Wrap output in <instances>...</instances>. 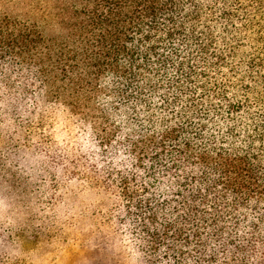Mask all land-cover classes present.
Here are the masks:
<instances>
[{"label": "trees", "instance_id": "obj_1", "mask_svg": "<svg viewBox=\"0 0 264 264\" xmlns=\"http://www.w3.org/2000/svg\"><path fill=\"white\" fill-rule=\"evenodd\" d=\"M80 2L73 47L70 39L66 46L46 43L27 27L17 34L24 48L36 47L43 79L61 78L64 90L87 88L90 99L102 87L123 102L132 98L140 123L142 115L154 123L149 132L136 127L142 145L132 140L140 152L124 171L93 164L98 189L116 205V229H146L154 259L134 257L140 264H264V111L232 103L223 81L207 86L208 69L226 58L216 49L218 35L242 36L254 19L248 10L263 1ZM106 75L108 85L100 82ZM261 86L264 66L245 85V98L256 96V106L264 103ZM215 97L229 108L213 104ZM223 112L229 120L220 119Z\"/></svg>", "mask_w": 264, "mask_h": 264}, {"label": "rangeland", "instance_id": "obj_2", "mask_svg": "<svg viewBox=\"0 0 264 264\" xmlns=\"http://www.w3.org/2000/svg\"><path fill=\"white\" fill-rule=\"evenodd\" d=\"M262 3L248 10L254 19L242 36L218 35L216 49L226 58L208 69L211 90L214 79L223 81L230 101L243 102L253 113L264 111L256 96L245 98V85L264 66ZM73 5L74 0H0V264H140L136 253L154 259L146 229H116V205L98 189L93 165L106 162L107 172L124 171L140 152L132 140L142 145L143 130L136 127L149 132L154 123L145 115L140 123V104L132 98L123 102L102 87L90 99L87 88L64 90L61 78L43 79L36 47L24 48L17 34L27 27L41 31L46 43L66 46L70 39L73 47L70 33L82 14L80 0L78 8ZM110 81L106 75L100 82ZM154 103L160 110L159 97ZM206 103L212 105L209 98ZM213 104L229 108L217 97ZM162 116L158 112L155 120ZM220 119L229 116L223 112Z\"/></svg>", "mask_w": 264, "mask_h": 264}]
</instances>
